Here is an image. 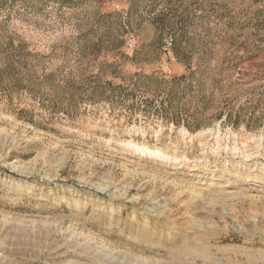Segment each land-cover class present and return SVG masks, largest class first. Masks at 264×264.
Wrapping results in <instances>:
<instances>
[{
	"label": "rangeland",
	"instance_id": "obj_1",
	"mask_svg": "<svg viewBox=\"0 0 264 264\" xmlns=\"http://www.w3.org/2000/svg\"><path fill=\"white\" fill-rule=\"evenodd\" d=\"M0 264H264V0H0Z\"/></svg>",
	"mask_w": 264,
	"mask_h": 264
},
{
	"label": "bare ground",
	"instance_id": "obj_2",
	"mask_svg": "<svg viewBox=\"0 0 264 264\" xmlns=\"http://www.w3.org/2000/svg\"><path fill=\"white\" fill-rule=\"evenodd\" d=\"M149 149H151L152 151H156V147H148Z\"/></svg>",
	"mask_w": 264,
	"mask_h": 264
},
{
	"label": "trees",
	"instance_id": "obj_3",
	"mask_svg": "<svg viewBox=\"0 0 264 264\" xmlns=\"http://www.w3.org/2000/svg\"><path fill=\"white\" fill-rule=\"evenodd\" d=\"M240 118V117H239Z\"/></svg>",
	"mask_w": 264,
	"mask_h": 264
}]
</instances>
